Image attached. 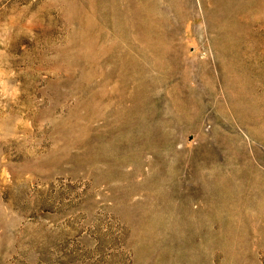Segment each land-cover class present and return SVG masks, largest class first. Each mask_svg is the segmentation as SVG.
<instances>
[{
  "label": "rangeland",
  "instance_id": "obj_1",
  "mask_svg": "<svg viewBox=\"0 0 264 264\" xmlns=\"http://www.w3.org/2000/svg\"><path fill=\"white\" fill-rule=\"evenodd\" d=\"M0 264H264V0H0Z\"/></svg>",
  "mask_w": 264,
  "mask_h": 264
},
{
  "label": "bare ground",
  "instance_id": "obj_2",
  "mask_svg": "<svg viewBox=\"0 0 264 264\" xmlns=\"http://www.w3.org/2000/svg\"><path fill=\"white\" fill-rule=\"evenodd\" d=\"M257 3V2H256ZM227 4V3H226Z\"/></svg>",
  "mask_w": 264,
  "mask_h": 264
}]
</instances>
